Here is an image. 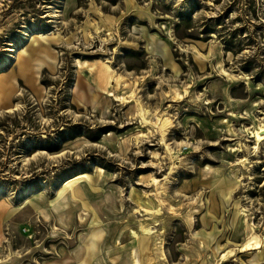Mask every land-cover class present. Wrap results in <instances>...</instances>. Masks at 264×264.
<instances>
[{
  "label": "rangeland",
  "instance_id": "obj_1",
  "mask_svg": "<svg viewBox=\"0 0 264 264\" xmlns=\"http://www.w3.org/2000/svg\"><path fill=\"white\" fill-rule=\"evenodd\" d=\"M143 30L178 71L149 62ZM99 67L101 105L73 102L76 75ZM260 128L264 0H0V201L27 221L5 225L0 264H50L74 241L125 264L106 235H152L171 263L211 199L219 236L201 264H264ZM38 197L66 206L37 216Z\"/></svg>",
  "mask_w": 264,
  "mask_h": 264
},
{
  "label": "crops",
  "instance_id": "obj_2",
  "mask_svg": "<svg viewBox=\"0 0 264 264\" xmlns=\"http://www.w3.org/2000/svg\"><path fill=\"white\" fill-rule=\"evenodd\" d=\"M143 32V48L147 56L149 57V62H157L165 69H170L172 72L178 71L177 68H179V64L176 63L173 57L168 39L161 37L155 33H148L146 30H143ZM26 52H21L22 54H19V61L15 63H29L31 67H34V63H37L35 61L34 54ZM24 77H28V75L24 74ZM107 80V73H105L101 67L95 68L94 70L89 69L88 71H84L80 75H76L74 88L72 91L73 102L77 103L78 105L97 109V107L102 103L101 98L103 96L104 88L107 87ZM208 126L213 128L212 124H209ZM196 180L199 181L198 178ZM196 180L193 183L198 186L199 182H197ZM193 183H191V185ZM186 184L188 183H183L182 185L185 186ZM71 191L73 190L66 189L65 191L57 195L59 197L58 201L66 202L70 200L72 197ZM83 195H86V193L84 192ZM39 200L40 202H38L35 205V209H33L37 216L51 211L57 212L59 211V209L66 206L64 204H55V202L54 204H44L42 197L41 199L39 198ZM217 206L218 205L214 204L213 200L211 199V202L209 204L201 207L202 213L200 215V218L202 221V225L197 230H193L191 228L188 229V221L186 222L185 230L186 232H190L191 230H193L191 231L192 235L188 238L186 236V238L174 240L175 248L177 249H175L172 253H177V256L176 258L171 259V263H168L166 260V263H164L160 259L156 251L159 250L155 242L156 237H153L152 235H140L137 237H133L130 235L128 238L122 241L118 240L119 237L116 238V236L110 237L106 235L103 238V242H100V246L102 248L103 244L110 243L116 250H119L121 249V247H123L124 250L122 251L121 255L125 259V264H201V259L204 258L201 247L206 248L207 251H210L211 246L214 251V245L217 243V239L219 236V223L218 221L214 220L213 217V213L218 210ZM16 213L17 209H13L4 201H0V238H2L4 235L5 225L7 224V222H9V225L12 226V228L23 225V223H27V221L23 220L22 222L21 220L17 222L16 220L13 221V219L16 217ZM75 244L76 242L74 241L70 245H61L60 250L58 249L54 253L55 256H53L56 262H51L50 264H93V261L96 260L100 261L99 264H105L104 258L106 256L102 255V249H96L94 252L95 256H93V251L90 243L84 242L83 247L80 250L76 249ZM163 254L166 257L165 252H163ZM113 256L114 254H111L108 257ZM108 257L106 258L109 259ZM109 260H114L113 262L115 264V259Z\"/></svg>",
  "mask_w": 264,
  "mask_h": 264
},
{
  "label": "bare ground",
  "instance_id": "obj_3",
  "mask_svg": "<svg viewBox=\"0 0 264 264\" xmlns=\"http://www.w3.org/2000/svg\"><path fill=\"white\" fill-rule=\"evenodd\" d=\"M263 131H264V129L260 128L259 130H256V132H254V136H255L256 141H260L264 138V135L262 134ZM248 248H249V246L247 244L242 246V249H248Z\"/></svg>",
  "mask_w": 264,
  "mask_h": 264
},
{
  "label": "built area",
  "instance_id": "obj_4",
  "mask_svg": "<svg viewBox=\"0 0 264 264\" xmlns=\"http://www.w3.org/2000/svg\"><path fill=\"white\" fill-rule=\"evenodd\" d=\"M183 148H186V147H183Z\"/></svg>",
  "mask_w": 264,
  "mask_h": 264
}]
</instances>
